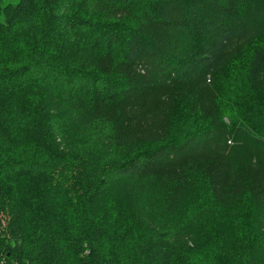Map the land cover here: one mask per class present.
<instances>
[{"label":"trees","instance_id":"obj_1","mask_svg":"<svg viewBox=\"0 0 264 264\" xmlns=\"http://www.w3.org/2000/svg\"><path fill=\"white\" fill-rule=\"evenodd\" d=\"M139 1L0 0V264L262 263L251 244L207 252L178 244L217 209L237 216L247 197L264 239V117L243 104L246 121L227 124L219 91L225 69L248 51L247 89L264 91V0ZM50 39L81 47L57 52ZM25 95L32 102L14 98ZM180 104L206 127L170 140ZM78 173L70 221L53 202L66 183L25 190ZM199 176L211 200L180 215ZM129 185L158 208L125 246L96 219Z\"/></svg>","mask_w":264,"mask_h":264},{"label":"rangeland","instance_id":"obj_2","mask_svg":"<svg viewBox=\"0 0 264 264\" xmlns=\"http://www.w3.org/2000/svg\"><path fill=\"white\" fill-rule=\"evenodd\" d=\"M3 1L5 5L18 0ZM144 2L146 0H143L142 3L139 1V4L143 6ZM77 15L80 17L81 13H77ZM1 19H3L2 15H0ZM44 39L48 40L47 37H44ZM49 41L56 45L55 50L57 52H72L81 47V43L66 41L65 39L58 41L50 39ZM250 54L251 51H248L241 58L234 60L225 69L219 81L220 106L227 124L241 125L246 121V116L241 108L243 104L253 106L258 118L264 117V91L259 94L250 92L244 80ZM39 92L41 97L47 101L48 96H45V91ZM4 95L6 94L4 93ZM14 98L32 102V99L27 95ZM39 106L41 109L45 108L43 104ZM205 127L206 124L198 114L191 112L186 104H180L173 121L170 140L181 138L186 133H192ZM79 179V173L65 182L60 177H46L37 181H29L25 184V190L33 193L52 182L55 187H60V185L66 183L59 188L53 202L58 209H55V212H59L66 220L70 221L73 210H77L76 197L79 190ZM209 200H211L209 182L205 177L199 176L196 178L195 191L185 196L178 213L180 215L188 214ZM103 204L104 206L97 214L96 223L98 226L112 229L118 234L125 246L128 245L129 240L127 237L130 232H137L144 236L147 230L150 229L158 208L156 202L145 197L144 192L140 191L138 187L131 185L112 194ZM255 211L256 209L249 197L246 198L244 207L237 216L226 217L223 212L217 209L216 219L196 230L193 238L178 245L194 249L200 244L201 249L207 252L208 249L214 250L215 248L238 251L243 245L251 244L260 247V255L262 256L260 260L261 264H264V239L253 221Z\"/></svg>","mask_w":264,"mask_h":264}]
</instances>
